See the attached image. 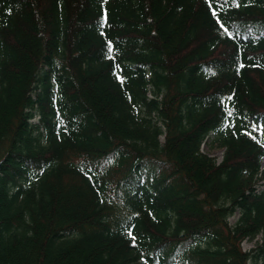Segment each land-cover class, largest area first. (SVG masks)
Returning <instances> with one entry per match:
<instances>
[{
  "label": "trees",
  "instance_id": "obj_1",
  "mask_svg": "<svg viewBox=\"0 0 264 264\" xmlns=\"http://www.w3.org/2000/svg\"><path fill=\"white\" fill-rule=\"evenodd\" d=\"M263 160L264 0H0V264H264Z\"/></svg>",
  "mask_w": 264,
  "mask_h": 264
},
{
  "label": "rangeland",
  "instance_id": "obj_2",
  "mask_svg": "<svg viewBox=\"0 0 264 264\" xmlns=\"http://www.w3.org/2000/svg\"><path fill=\"white\" fill-rule=\"evenodd\" d=\"M201 150H203L204 152L208 153L211 156H216V157H218L220 159L222 151H223V148L218 146V141H217L216 134L210 133L206 137L204 143L201 145ZM262 165L264 166V161H263ZM259 189L264 192V180H262L260 182ZM238 215H239V213L236 212L234 215L229 217L228 223L229 224L235 223L236 219L238 218ZM257 240H259V236L253 241H247V240L243 241L242 242L243 250H248L251 247H253Z\"/></svg>",
  "mask_w": 264,
  "mask_h": 264
}]
</instances>
